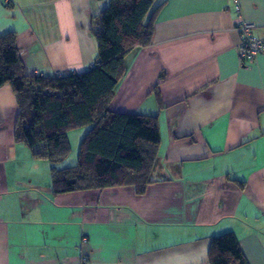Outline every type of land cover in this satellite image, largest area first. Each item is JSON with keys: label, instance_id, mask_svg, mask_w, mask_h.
Returning <instances> with one entry per match:
<instances>
[{"label": "crops", "instance_id": "1", "mask_svg": "<svg viewBox=\"0 0 264 264\" xmlns=\"http://www.w3.org/2000/svg\"><path fill=\"white\" fill-rule=\"evenodd\" d=\"M108 1L0 0V37L15 34L29 74L82 73ZM161 3L151 45L126 55L112 102L157 118L143 194L54 195L50 164L15 142V97L0 89V264H209L212 239L227 233L264 264V55L239 59L235 10L264 39V0Z\"/></svg>", "mask_w": 264, "mask_h": 264}, {"label": "trees", "instance_id": "2", "mask_svg": "<svg viewBox=\"0 0 264 264\" xmlns=\"http://www.w3.org/2000/svg\"><path fill=\"white\" fill-rule=\"evenodd\" d=\"M156 0H109L93 16L96 52L82 73L51 76L26 72L16 36L0 37V89L8 86L17 107L13 135L33 157L50 164L54 195L114 187H132L143 194L153 183L151 173L160 141L155 116L115 112L112 102L125 66L135 48L151 45L161 4ZM87 126L71 166L67 133ZM209 264H249L234 234L211 241Z\"/></svg>", "mask_w": 264, "mask_h": 264}, {"label": "built area", "instance_id": "3", "mask_svg": "<svg viewBox=\"0 0 264 264\" xmlns=\"http://www.w3.org/2000/svg\"><path fill=\"white\" fill-rule=\"evenodd\" d=\"M235 10L237 12V20H238L236 29L239 33V38H240V44L237 47L239 59L253 60L257 56L264 55V39H258L254 37L252 33L256 25L252 22L244 20L241 17L240 9L238 5H236ZM56 74L60 75L61 71L56 72ZM86 263H87V259L83 258L81 264H86Z\"/></svg>", "mask_w": 264, "mask_h": 264}, {"label": "rangeland", "instance_id": "4", "mask_svg": "<svg viewBox=\"0 0 264 264\" xmlns=\"http://www.w3.org/2000/svg\"><path fill=\"white\" fill-rule=\"evenodd\" d=\"M87 126L81 128V129H77L74 130L76 132H74L73 130H71V133H67V138L69 137L68 141L70 144V152L68 154V156L61 162L62 165L64 166H71L74 165L77 161V151L79 148V144L83 138V136L85 135V133L87 132ZM60 163V164H61ZM59 164V165H60Z\"/></svg>", "mask_w": 264, "mask_h": 264}]
</instances>
